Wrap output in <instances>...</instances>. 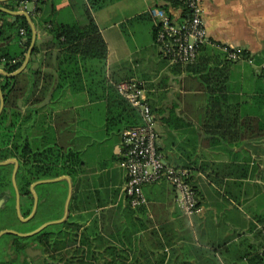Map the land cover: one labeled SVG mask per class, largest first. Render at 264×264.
<instances>
[{"label":"crops","instance_id":"1","mask_svg":"<svg viewBox=\"0 0 264 264\" xmlns=\"http://www.w3.org/2000/svg\"><path fill=\"white\" fill-rule=\"evenodd\" d=\"M161 4L114 0L93 12L108 46L103 63L61 51L51 24L42 22L85 24L86 0H46L39 14L29 0H0L1 54L20 58L19 34L8 28L23 11L36 29L38 50L27 65L16 72L28 50L17 70L0 65L1 82L17 77L16 131L33 150L55 146L79 154L74 176H67L73 210L88 214L87 223L113 209V235L131 232L134 248L164 244L171 264H250L264 250V0H204L209 37L242 57L232 60L206 44L187 67L166 61L155 42L149 11ZM129 79L152 107L165 160L189 170L200 212L186 215L168 180L144 185L147 204L129 207L126 128L107 127L108 87ZM40 190L43 201L48 194Z\"/></svg>","mask_w":264,"mask_h":264},{"label":"trees","instance_id":"2","mask_svg":"<svg viewBox=\"0 0 264 264\" xmlns=\"http://www.w3.org/2000/svg\"><path fill=\"white\" fill-rule=\"evenodd\" d=\"M113 1L86 0L85 13L87 21L85 24L77 22L54 23L46 18L42 22L45 27L49 23L51 24L48 31L52 34L61 51L72 55H80L85 59H97L105 63L108 56V46L94 19L93 12ZM45 2L46 0H36L34 13L39 14ZM168 2L172 7H178L180 4L179 1L163 0L160 6L169 9ZM2 15L6 14L0 12V17ZM4 27L5 24L0 25V35L2 36L5 32ZM22 27L26 30L25 39L20 35V28ZM8 29L11 31V35L19 34L17 36L18 41L24 47L20 58L16 59V62L4 64L7 71L13 72L23 62L24 53L28 50L31 43L32 30L25 15H21L17 22L11 23ZM37 50L38 48L34 47L33 53L37 52ZM0 56L9 60L16 58L12 54L5 53H0ZM5 79L4 82L0 81L5 98V106L0 114V161L9 157H17L23 164L20 171L21 176H24L27 172L32 173V176L27 178L26 192H29L27 186L31 181L54 178L61 175L74 176L75 168L80 163V157L77 152L71 149L63 152V149L55 146L38 151L33 150L29 139H22L20 132L16 131L20 120V113L17 109V77ZM107 102V127L109 131H120L142 123V118L137 108L132 106L117 91L116 85H109ZM10 175V172H2V166H0V179H10ZM64 183L66 184L65 181ZM65 186L67 193V184ZM74 197L73 195L69 206L70 213L65 221L49 225L29 237L8 234L12 237L7 242V244L11 245V252L7 254V258H0V264H171L170 256L168 258L166 252L163 251L164 244L158 243L153 248H146L138 243L136 248H134L131 242V232L130 234L123 232L121 237L113 235L110 227L113 209L102 212L100 216L87 223L85 217L88 214L76 213L73 210L72 201ZM128 205L130 207L129 203ZM30 208L31 203L28 204V209L24 212L25 215L30 212ZM63 210L64 200L62 212L57 217L58 219L62 217ZM51 239L53 241L49 246L54 251L52 254L48 255L51 249L48 251L44 249L42 256L37 261L27 256V248L31 246L42 247L43 243H47ZM35 242L36 245L34 246ZM59 250H63V252ZM172 264L175 263L172 261ZM250 264H264L263 255L256 254L252 256Z\"/></svg>","mask_w":264,"mask_h":264},{"label":"built area","instance_id":"3","mask_svg":"<svg viewBox=\"0 0 264 264\" xmlns=\"http://www.w3.org/2000/svg\"><path fill=\"white\" fill-rule=\"evenodd\" d=\"M172 1H179L180 4L172 7L168 2L169 9L159 5L149 11L155 22V42L166 61L187 66L196 59L202 45L206 44H217L232 60L242 57L238 50L220 45L209 37L203 15L204 0ZM25 33V29L20 28L22 38ZM14 62L16 59L0 56V65ZM116 88L137 108L142 118L140 125L129 127L122 134V166L127 176L123 191L128 203L132 207L147 204L144 185L168 180L176 191L177 202L183 212L188 216L200 212L201 206L189 170L169 164L159 149L156 116L138 83L132 79L123 80L116 83ZM261 255L264 257V250Z\"/></svg>","mask_w":264,"mask_h":264},{"label":"rangeland","instance_id":"4","mask_svg":"<svg viewBox=\"0 0 264 264\" xmlns=\"http://www.w3.org/2000/svg\"><path fill=\"white\" fill-rule=\"evenodd\" d=\"M29 1L34 4V8H35L36 7L35 6L36 0H29ZM154 7H152V8H154ZM25 8H26V6H25ZM25 32H26V30H25ZM25 37H26V33H25V36L23 39H25ZM63 182L64 181L62 180V181H58V182H50V183H46V184H40L37 186L39 190L42 189L40 191H45L48 194V196L45 200L40 201V196L38 194V209L36 211V214L29 221H23L20 217H18L17 214H14V213L12 214V212L10 211V208H9V210H5L4 213L2 210L1 214H0V231L3 229H13V230H16L20 233H27V232H30V231L36 229L37 227H39L40 225H42L43 223H45L47 221L58 219L57 217H59L60 213L62 212L61 210H62L63 200H64V202L66 201L67 194H68V192L66 193V186ZM63 214H64V210H63ZM63 214H62V216H63ZM10 236L11 235L4 234L0 238V258H7V256H8L5 254V245L12 238ZM52 241H53V239H51L47 243H43L42 247L35 246L36 245V242H35L34 243L35 247L31 246L32 248L31 247L27 248V250H26L27 256L29 258H33L35 261H37V259H39L42 256L44 249H45V251L46 250L48 251L51 249L49 244ZM59 251L63 252V250H59ZM53 252H54L53 249H51L49 251L48 255L52 254Z\"/></svg>","mask_w":264,"mask_h":264},{"label":"water","instance_id":"5","mask_svg":"<svg viewBox=\"0 0 264 264\" xmlns=\"http://www.w3.org/2000/svg\"><path fill=\"white\" fill-rule=\"evenodd\" d=\"M23 12L29 19L28 13L25 12V11H23ZM29 22H30V26H31V30H32L31 45H30V47L28 49V52H27V55H26V58H25V61H24L23 65H22V67L16 72H19L20 70H22L27 65V63L30 60L31 54L33 52V49H34V42H35V39H36V29H35L34 24L32 23V21L29 20ZM13 74H15V73H12V75ZM4 106H5V98H4V93L2 91V88L0 86V114L2 113V111L4 109ZM10 163L14 164V167H13V170H12V181H13V184H14L15 188L17 189V186H16L17 185L16 184V175H17V170H18V167H19V159L17 157H10L8 159L0 161V166L8 165ZM64 179L67 180V182H68V194H67V198H66L65 205H64V214H63V216L61 218L55 219V220H51V221H47V222L43 223L42 225H40L39 227H37L36 229H34V230L30 231V232H27V233H20V232H18L16 230H13V229H3V230L0 231V238L4 234H15V235L21 236V237H29V236L37 234L38 232L42 231L44 228H46L49 225L56 224V223H61V222L65 221L68 218V215H69V212H70L69 204H70V200H71V197H72V182L70 180V177L67 176V175H61V176L54 177V178L39 179V180L33 182L32 185H31V190H32V193L34 194V204H33V208H32V211H31L30 215L28 217H24L21 214L20 203H19V194L18 193H17L16 210H17L18 217H20L23 221L30 220L33 217V215L36 213L37 209H38V193L36 192L35 187L40 185V184H46V183H50V182H58V181H61V180H64ZM2 203H3V199L0 200V206H1Z\"/></svg>","mask_w":264,"mask_h":264},{"label":"flooded vegetation","instance_id":"6","mask_svg":"<svg viewBox=\"0 0 264 264\" xmlns=\"http://www.w3.org/2000/svg\"><path fill=\"white\" fill-rule=\"evenodd\" d=\"M22 165H23L22 162L19 160V167H18L17 175H16L17 189L15 188L13 181H12V170H13L14 164L10 163L8 165H2V172H10L11 175H10V179H8V178L0 179V200L3 199V203L0 206V214H1L2 210L4 213L5 210H9V208H10V211L12 212V214L13 213L17 214V210H16L17 193L19 194V203H20L21 214L24 217H28L32 211L33 204H34V195H33L32 190H31V185L33 182H35L37 180L31 181L28 184L27 187H28L29 192H26L25 186L27 185L26 183L28 182L27 178H30L32 176V173L27 172L24 176H21L20 171H21ZM35 190L39 194V191H38L39 189L37 186L35 187ZM29 203H31L30 212L25 215L24 212L28 209ZM10 248H11V245H9V244L5 245V254L6 255L11 252Z\"/></svg>","mask_w":264,"mask_h":264}]
</instances>
